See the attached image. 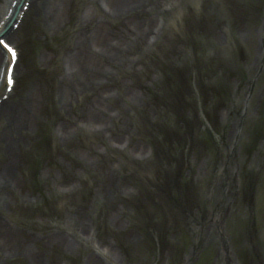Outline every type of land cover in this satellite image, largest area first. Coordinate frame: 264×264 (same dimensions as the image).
Returning <instances> with one entry per match:
<instances>
[{"label":"rangeland","instance_id":"374dc122","mask_svg":"<svg viewBox=\"0 0 264 264\" xmlns=\"http://www.w3.org/2000/svg\"><path fill=\"white\" fill-rule=\"evenodd\" d=\"M94 5L88 0H73L71 12L74 11L79 19L83 12H97ZM224 11L220 0H146V12L139 19L142 22H134L141 27L139 36L122 42L121 48L112 55L89 52L88 56L91 55L99 71L92 77L95 83H86L77 89V74H72L74 65L69 64L76 52L68 50L77 35L91 26L80 30L71 23L61 33L47 34L43 25L33 27L35 18L33 10H29L24 19L22 73L12 95L13 101H10L20 114L28 117L22 123L26 126L23 132L17 126L13 131L19 132L21 137L20 140L14 137L12 142L13 145L21 143L15 148L19 155L21 191L5 205L3 212L0 209V214L16 226L18 223L8 214H21L22 217L36 209L35 214H51L46 218L32 217L34 220L31 221L37 235L47 231L53 235L47 250L58 264H242L234 252L231 251L228 257L225 254L227 241L224 235L233 232L238 236L242 230L239 220L244 222L249 214H255L257 202L245 199L238 205L237 189H233L231 181L246 169L260 171L264 165L263 151L260 154L254 152L248 158L240 152L234 153L229 157L225 171L219 162L211 160L209 153L205 158L201 155L199 160L191 159L196 179L206 177L211 180V186L203 189V195L208 197L212 219L203 220L209 208H202L199 212L194 210L189 220L184 215L175 218L182 222H173L171 226L168 223L166 233L171 235L169 230L172 229L171 240L181 227L186 228L185 240H181L179 232L180 240H176L171 251L167 247L159 258L143 231L159 214L166 220V214L163 217L164 210L159 214L144 213L135 193L137 180L129 173L131 163L143 164L145 161L142 160L148 158L152 148L166 159L165 147L157 142L156 132L165 129L164 125L174 116L164 110L163 105L149 99L156 98L151 95L161 86V64L154 55L156 52H171L166 53L167 59L175 64L195 52H214L215 48L229 52L238 47L236 52H252L248 74L252 76L257 72L264 54V22L259 26L240 23L230 28ZM188 12L205 14L202 24L207 29L214 26L212 33L209 30V35L204 38L202 33L195 34L197 30H191L188 39L184 32ZM97 16L103 15L97 12ZM123 22L124 19L117 18L108 21V27L120 31ZM145 31L147 35L143 34ZM34 34L38 37L37 44L31 41ZM62 39L67 42L59 48L56 44ZM92 74L88 72L87 76ZM243 86L241 84L239 89ZM237 91L220 115L225 131L221 141L226 154L234 140L241 143L245 136V128L240 130V123L247 94L245 90L240 94ZM263 95L264 87L260 86L250 100L249 119L258 116ZM141 116L149 122H160L158 128L142 137L135 133V125ZM45 133L53 140L54 154L51 160H42L36 182L30 181L29 167L36 166V154ZM170 140L173 146L181 144L179 148L188 143V139L180 142L177 135ZM3 150L0 144V161ZM146 174H152V171ZM85 182L88 183L83 192L86 195L78 197L75 193ZM165 194L168 198L172 196L167 190ZM63 195L68 204L63 203ZM70 196L73 202H68ZM182 196L184 201L193 199L188 190ZM54 197L57 202L53 207L48 205L50 211H47V201ZM154 199L157 203L158 198ZM167 206L171 208V205ZM30 219L21 218L26 224ZM101 221L105 222L104 227ZM57 235L64 237L66 242H58ZM94 246L98 248L93 250ZM99 250L106 252V256L98 253ZM169 251L171 259L167 254ZM0 264L9 263L0 261ZM249 264H253L252 261Z\"/></svg>","mask_w":264,"mask_h":264},{"label":"bare ground","instance_id":"6f19581e","mask_svg":"<svg viewBox=\"0 0 264 264\" xmlns=\"http://www.w3.org/2000/svg\"><path fill=\"white\" fill-rule=\"evenodd\" d=\"M95 4V10L100 12L101 16H97V12L93 14L83 12L78 19V15L72 11L73 0H0V38L6 35L7 42L12 44L18 52H23L24 42L22 40L23 34L26 33L24 28V21L21 19V14L24 17L29 14V9L25 10L28 6L33 10V18L35 21L33 27L44 26V31L48 33H61L68 27L75 25V28L80 30H86L88 26L91 29L83 31V34H76L77 39L73 43L71 42L68 52H76L73 54V63L77 64L76 73L82 75L83 80L89 83H93L91 79L93 75L98 71L94 61L86 62L87 57L84 52H117L121 48L122 42L128 41L131 37H138L140 32V26L135 25L134 22H142L139 20L146 12V0H88ZM231 4L232 1H227ZM224 3H222L223 5ZM234 12L237 9H242V5L237 3L232 6ZM229 22V27H233L232 14L229 11H224ZM235 17L238 13H234ZM193 17L199 18L200 14H192ZM239 17H243L239 13ZM122 18L124 19L122 29L120 31H114L108 27V21ZM14 20V21H13ZM22 20V22H20ZM144 20V19H143ZM252 19L242 20L241 23L251 22ZM237 23V19L235 20ZM14 23V27L13 24ZM94 23V24H93ZM96 24V25H95ZM238 24V23H237ZM228 26V25H227ZM214 26L210 30H213ZM29 30V29H28ZM203 31H201L202 33ZM212 33V32H211ZM143 34L147 35V31ZM198 34V33H196ZM65 38V35L62 34ZM208 36V35H206ZM204 35V38L206 37ZM2 39V38H1ZM0 39V40H1ZM32 42L37 44L38 37L34 34L32 36ZM67 40L62 39L57 47L65 46ZM73 43V44H72ZM238 47H234L229 52H234ZM6 50L0 45V72L5 65ZM214 52H222L215 48ZM9 62V61H8ZM7 62V63H8ZM19 62V61H18ZM17 62V63H18ZM7 66V64L5 65ZM93 73L91 77H85L83 71ZM4 81L0 82V91L3 89ZM83 85L78 81L76 88H80ZM8 101L2 102L0 105V117H7L8 110L6 106ZM28 117L19 114L16 110L10 112L7 117L8 128L10 125H14L18 120H22ZM20 129H23L21 127ZM5 136H1L0 139H4ZM7 161L0 164V202L4 205L9 204L11 201V195L15 192H19L20 178H19V166L14 159L16 154L6 151ZM44 239H51L50 235H46ZM61 242H64L63 238H60ZM41 240L33 233L29 232L26 228H15L11 226L7 219L0 215V259L5 261H12L15 264H46L43 262L40 254ZM47 244H43V248L46 251Z\"/></svg>","mask_w":264,"mask_h":264},{"label":"snow or ice","instance_id":"6c2138e0","mask_svg":"<svg viewBox=\"0 0 264 264\" xmlns=\"http://www.w3.org/2000/svg\"><path fill=\"white\" fill-rule=\"evenodd\" d=\"M5 47H10V46L5 43Z\"/></svg>","mask_w":264,"mask_h":264}]
</instances>
